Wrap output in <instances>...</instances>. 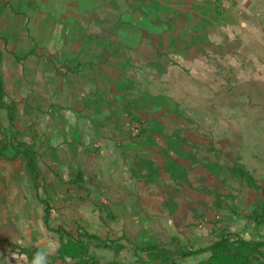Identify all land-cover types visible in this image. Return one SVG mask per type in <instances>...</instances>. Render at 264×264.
<instances>
[{"label": "crops", "instance_id": "1", "mask_svg": "<svg viewBox=\"0 0 264 264\" xmlns=\"http://www.w3.org/2000/svg\"><path fill=\"white\" fill-rule=\"evenodd\" d=\"M262 2L0 0V264H75L58 258L68 240L64 231L114 242L126 236L120 243L125 250L118 255L113 249L90 250L101 264H135L134 246L166 245L171 239L186 248L190 243L191 249L194 242L187 241L197 233L192 219L188 221L193 213L188 216L184 209L192 194L185 190L179 205L174 204L175 193L170 198L165 194L169 186L160 193L154 183L147 187L146 171H141L143 180L137 176L138 165L147 163L145 151L166 148H146L127 136L130 113L145 112L134 104L144 103L147 87L145 77L138 86L130 81L141 80L146 66L156 67L157 56L174 50L173 45L180 48L176 42L185 34L198 36L187 38L186 44L196 39L209 47L208 41L223 39L235 19L240 22L243 8ZM231 7L234 13L218 16ZM196 21L201 30L182 27ZM150 39L155 50L149 48ZM138 42H144L140 51L147 63L136 73L138 66L129 69L128 62L138 57L132 50ZM227 48L223 44V51ZM119 65L129 69V77L117 71ZM112 80H122V95L113 91ZM154 162L159 168L168 163L161 155ZM152 194L160 201L152 204ZM249 194L235 202L238 215L222 210L218 217L245 240L264 241V223L258 228L250 219L264 199L259 201L256 190ZM205 220L200 229L214 219ZM140 256L146 259L147 254Z\"/></svg>", "mask_w": 264, "mask_h": 264}, {"label": "rangeland", "instance_id": "2", "mask_svg": "<svg viewBox=\"0 0 264 264\" xmlns=\"http://www.w3.org/2000/svg\"><path fill=\"white\" fill-rule=\"evenodd\" d=\"M262 5L264 2L256 3L255 8L241 10L243 13L240 22L235 19L233 28L231 26L234 30L226 31L224 36H228L227 39L223 36L226 42L222 43L223 39H213L208 41L212 45L204 48L197 43V35L187 33L181 42H176L181 45L180 48L173 45L174 50L157 56L156 67L152 64L146 66L145 70L149 69V71L156 68L155 73L153 71L152 74L150 72L148 74L144 70L140 73L141 80L130 81L131 85L138 86L143 84L145 77L147 87L144 91L147 100L145 99L144 103L134 104L145 112L134 115L145 119L151 133L141 138L129 134L127 136L133 141L142 143L146 148H166L161 152L157 149L145 151L143 157L147 158V163L138 165L140 170L137 176L143 180L141 171H146L147 187L151 188L150 185L154 183L160 193L169 186L165 194L170 198L175 193L173 197L177 199L172 200L174 204L179 205L186 194L185 190L192 194L193 201H188L184 210L188 216L193 213L192 218L188 217V221L191 219L193 221V228L194 225L202 224L206 218L217 217L222 213L218 209L221 204L227 202L224 199L225 195L234 193L235 185L239 182L238 175L236 178L231 176L235 180L234 184L229 183L228 180L235 169L248 171L255 176L258 186L264 188V6L261 7ZM222 11L226 15L236 10L233 7L221 9L217 12L219 17ZM191 18L192 16L189 15L188 19ZM202 26V23L197 21L191 25H182L185 29L192 28L195 31L201 30ZM144 31L148 32V30ZM187 38H191V41L196 39L186 44ZM152 42L151 39L148 41L149 48L155 50L157 46ZM111 43L113 42L109 41V46ZM136 44L135 49L131 47L129 49L136 52L138 57H130L128 64L129 69L138 66L136 69L138 73L140 66L147 63V57L140 51L144 42ZM223 44L228 46L224 51ZM161 48L164 50L165 46L162 44ZM113 57L115 62L121 61ZM103 59L102 56L97 58L100 62L104 61ZM121 66L122 68L118 66L117 71H120L124 78L129 77L126 72L129 69L124 65ZM121 81L111 82L113 91L120 95L126 91ZM99 97L101 94L97 92V98ZM116 98L120 99L118 95ZM160 155L168 163H164V167L159 168L154 161ZM138 161H143V158L138 156ZM170 178L174 182L167 185L165 182ZM246 185H249L248 181ZM222 190H225L224 196ZM249 192L253 193L254 189L243 187L239 199L241 196L246 199L250 196ZM219 193L220 197H218ZM257 193L261 197L259 201H263L264 191ZM152 195L154 196L152 204L160 201L158 199L160 197ZM241 204L240 202L238 205ZM176 211L182 213L179 207H176ZM181 219L180 216L177 217V220ZM218 224H222V219ZM183 229L185 230V227ZM188 229L189 232L192 227ZM203 230L202 228L201 233ZM201 233L194 236L198 242L203 240ZM151 242L155 244L157 239L153 238ZM175 246L178 244L176 243ZM190 246L191 244L188 243L187 248ZM199 260V257L193 258L188 263H197Z\"/></svg>", "mask_w": 264, "mask_h": 264}, {"label": "trees", "instance_id": "3", "mask_svg": "<svg viewBox=\"0 0 264 264\" xmlns=\"http://www.w3.org/2000/svg\"><path fill=\"white\" fill-rule=\"evenodd\" d=\"M131 112V108L129 110ZM130 124L139 125L141 131L137 136H133L130 131L129 135L132 137L141 138L150 134L148 124L136 117L133 113H130ZM37 172V171H35ZM236 175L239 182L237 183L234 193L231 195H225L226 203L221 204L218 211L229 210L230 216L238 215V209L234 206V203L239 199L240 193L244 188L252 187L256 191H264V188H260L254 175H251L248 171L242 169H235L234 172L228 177L229 183L234 184V178ZM38 177V174H35ZM246 181L249 185H246ZM259 212L253 213L250 219L254 226L260 228L264 223V202L259 207ZM222 213H220L221 215ZM233 214V215H232ZM48 211L45 217V223H48ZM216 217H212L215 219ZM223 222V221H222ZM216 223L209 224L210 227L204 228L203 233L199 225H194L197 235L201 233V237L211 239V242H196L197 238H194V244L191 249L186 248L181 244V241H172L166 245H154L146 247L134 246L135 256L137 261L135 264H189L193 258L199 257L200 260L193 264H264V241L260 239L245 240L241 233H235L230 231L227 226ZM60 231H63L60 229ZM64 236L68 238L67 242L62 244L58 258H69L75 262V264H101L98 259L90 256V250L103 248L104 250H114V254L118 255L119 252L125 250V246L120 244L124 241L126 236L114 241H103L101 238L91 236L87 233L80 234L78 237L73 236L71 233L64 231ZM196 237V235H194ZM126 241V240H125ZM178 242V243H177ZM119 243V244H118ZM131 244L130 241H127ZM176 243L178 246H175ZM113 247V248H112ZM27 252V251H26ZM25 253V252H24ZM140 254H144L146 259L142 258ZM31 256V253L28 254Z\"/></svg>", "mask_w": 264, "mask_h": 264}, {"label": "built area", "instance_id": "4", "mask_svg": "<svg viewBox=\"0 0 264 264\" xmlns=\"http://www.w3.org/2000/svg\"><path fill=\"white\" fill-rule=\"evenodd\" d=\"M126 127L127 129L130 131V133L133 135V136H137L139 134V132L141 131V128L139 125H135V124H130V123H127L126 124ZM218 219V218H217Z\"/></svg>", "mask_w": 264, "mask_h": 264}, {"label": "clouds", "instance_id": "5", "mask_svg": "<svg viewBox=\"0 0 264 264\" xmlns=\"http://www.w3.org/2000/svg\"><path fill=\"white\" fill-rule=\"evenodd\" d=\"M218 218V219H217ZM218 220H219V222H220V217H216L214 220H213V222L212 223H216V222H218ZM205 223H208V220H205Z\"/></svg>", "mask_w": 264, "mask_h": 264}]
</instances>
